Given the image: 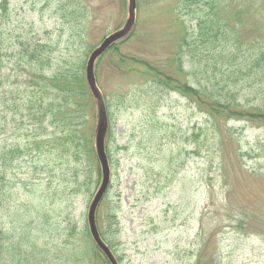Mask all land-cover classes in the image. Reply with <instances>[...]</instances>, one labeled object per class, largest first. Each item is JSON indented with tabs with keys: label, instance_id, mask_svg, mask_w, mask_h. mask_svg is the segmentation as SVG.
<instances>
[{
	"label": "rangeland",
	"instance_id": "374dc122",
	"mask_svg": "<svg viewBox=\"0 0 264 264\" xmlns=\"http://www.w3.org/2000/svg\"><path fill=\"white\" fill-rule=\"evenodd\" d=\"M222 1L218 7L229 0ZM261 1L231 4L230 13L254 10L240 12L247 22L238 41L227 23L225 41L196 44L200 21L211 31L205 11L178 0H137L134 24L119 44L136 59L135 71L114 62L111 51L97 61L112 162L97 222L119 264H196L200 255L203 264H264V60L255 55L263 45ZM8 12L0 96L46 97L64 80L85 79L91 52L126 23L129 0H8ZM17 60L23 66L11 73ZM143 64L196 88L218 81L214 95L234 113H202L195 99L141 76ZM126 93L116 107L114 98ZM88 94L93 105L82 106L90 114L73 125L50 114L38 125L27 110H0V264H110L88 231L102 179L98 109Z\"/></svg>",
	"mask_w": 264,
	"mask_h": 264
},
{
	"label": "trees",
	"instance_id": "16d2710c",
	"mask_svg": "<svg viewBox=\"0 0 264 264\" xmlns=\"http://www.w3.org/2000/svg\"><path fill=\"white\" fill-rule=\"evenodd\" d=\"M234 1L235 0H229L227 2V4L225 3L221 7H218L219 3H220V5H221V3H223L222 0H178V2L180 4L185 2L184 5L189 4L191 6L196 7L197 11L198 10L201 12L205 11L206 13H203V14H205V15H203V17L205 19L208 17V19H209V24H208L207 28L210 29L211 31L206 30V26L203 25V22H201V21L199 22V25H198L199 34H198V38L196 39V44L200 43V42H204L205 40L200 41L203 38H208V39L212 38L211 40H212V43H214V44L216 42L217 43L221 42V39L222 40L226 39L228 37V36H226L227 32L225 34H223L224 31L222 32V30H223V27H226V28L230 27V26H226L227 23H229L230 25H234V27L231 29L230 32L234 33L238 36L237 41L239 39H241L240 30L244 29L243 26H245L247 21H246L245 17H242L240 15V12L241 13H247V11L250 12V10L251 11H254V10L250 9V10H247L246 12H244L242 10V6H239L234 13H232V12L230 13L231 4H233L234 7L236 5L233 3ZM252 1L258 2L259 0H252ZM261 4L263 6V15H264V0L261 1ZM229 16H233L232 18L235 19V21H233L232 24L230 21H228ZM8 19H10V14L8 12V0H0V36H2L1 33L3 34L2 25H3V23L6 24L9 21ZM197 19L201 20V15H199V17ZM260 25H262L261 28L263 30V45L261 44L257 48V52L255 55H258L260 59L263 58V60H264V16H263V20L260 21ZM240 27H241V29H240ZM225 36H226V38H225ZM121 43H116L108 51H111V53L113 54V56L115 58L114 62H117V61H118V63L124 62L123 66L126 65V71L132 73L135 71L134 70V68H135L134 62L136 59L134 57H130L129 55L123 54L121 52L120 46H119V44H121ZM185 45H187L188 47H191L192 43L186 41ZM31 57H32V60L37 59L35 54H32ZM2 59L3 58L0 57V70L4 66V62L2 61ZM10 61H12V60H10ZM38 61L39 60L37 59L36 63H38ZM260 61H258V62H260ZM142 62L146 63L145 61H142ZM147 64L146 65L143 64V66H147ZM18 66H23V64L21 63V60H17V61L12 62L10 72L12 73V72L17 71ZM144 72H145V75L142 74L141 76L147 78L148 81L151 84L156 85L157 88L162 87L164 89L166 88V90L167 89L168 90L176 89L183 96H186V97L191 98V99L192 98L195 99V102L199 105L201 112L207 114L208 116L210 114L216 119V116H218V115L226 114V116L231 117V114L234 113V109L232 108L231 105L227 106V104L225 102H223L221 99L216 98L217 96L214 95L215 90L217 89L216 85H218V81H216V83L211 82V88L210 89H208V87L205 85L204 86L200 85L199 88H196V87L188 84L187 82L180 81L179 79H177V82H174L172 80V78L167 74H164V73L154 74L150 71L148 66L144 69ZM147 73L149 75H147ZM56 86H57V89H56L57 94L47 92L48 96H46V97H43V96L40 97L36 91H31V93H28L26 96L25 95H19V92H17V91H10V95L0 96V110L1 111L13 110L14 115H16L18 112L22 113L23 110H27L28 111L27 115L31 118L30 120H32L34 123H36L38 125L39 124L42 125L44 123L42 121V119L45 116H47L48 114H50V117L52 118L51 121L52 120L57 121L59 119L61 121V123L65 124V123L69 122L68 125H70V124L73 125V124H75L74 122L71 123L73 121V119H75V121L77 120V122H78L80 120V118H83L85 115H87L89 113V112H85V114H84L83 106H82V103L85 102V100L88 103L90 102L91 105H93V103L91 102V98L89 97V94H88V87L86 85L84 76L78 77V78L74 77V79L70 82L64 80V81H62V83H59ZM2 87H3V82L0 80V88H2ZM47 87L49 88V86H47ZM25 88L26 89H33L27 85H25ZM161 90H163V89H161ZM217 90L219 93L220 89H217ZM54 95H56L55 99L57 100V104L54 103L53 99L51 98V96L54 97ZM127 95H128L127 93L124 95L118 94L119 99L116 100L114 98V105L116 107H118V104L120 105L122 98H123L122 99L123 102H125ZM43 103H45V104L47 103L46 105H48L49 108H45L43 106ZM108 107H111V105L108 104ZM236 113L237 112H235V114ZM78 117H80V118H78ZM252 117L254 118V117H256V115L254 114V115H252ZM67 119H70V120L67 122ZM76 132L77 131L74 132L75 134L71 135V138L74 142L76 140H78V135H76L77 134ZM5 150L6 149L4 147L0 146V156H2V157L4 156L3 154H4ZM1 176L4 178L3 172L0 171V182H1V179H3V178H1ZM1 192H2V190L0 191V193ZM100 233H101V236L103 237V239L108 243L109 247H111V249L114 252V246L115 245L112 243V241H110L108 234L104 230V228L100 227ZM204 247H205V245H203L201 247L202 251H203ZM202 258L203 257H201V255H200L199 258L197 259L196 264H203Z\"/></svg>",
	"mask_w": 264,
	"mask_h": 264
},
{
	"label": "water",
	"instance_id": "95a60500",
	"mask_svg": "<svg viewBox=\"0 0 264 264\" xmlns=\"http://www.w3.org/2000/svg\"><path fill=\"white\" fill-rule=\"evenodd\" d=\"M135 8H136V0H129V17L124 25L123 28L120 30H117L116 32L110 34L108 37H106L102 43L92 51L88 62L86 66V78L88 81V85L95 96L96 100L98 101V121H97V130H96V152L98 159L101 164L102 169V182L101 185L96 192L88 212V223H89V229L91 232V235L96 242V244L99 246V248L102 249V251L106 254L108 259L110 260L111 264H118L117 260L113 256L111 250L108 248V246L104 243V241L101 239L97 225L95 220V214L97 207L105 194L109 182H110V165L107 158V154L105 152V135L107 132L108 127V118H107V112L105 109V104L103 100V96L97 86L95 73H94V65L97 60V58L110 47L115 41L122 38L132 27L134 21H135Z\"/></svg>",
	"mask_w": 264,
	"mask_h": 264
}]
</instances>
